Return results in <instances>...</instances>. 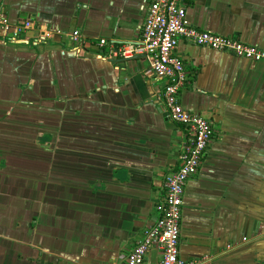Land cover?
<instances>
[{"label":"crops","instance_id":"1","mask_svg":"<svg viewBox=\"0 0 264 264\" xmlns=\"http://www.w3.org/2000/svg\"><path fill=\"white\" fill-rule=\"evenodd\" d=\"M148 1L0 0V19L32 24L0 30V264H123L154 219L184 130L144 57L110 64L95 45L135 43ZM184 9L193 28L264 50V0ZM174 54L180 105L213 130L183 189L178 256L264 264V65L183 40Z\"/></svg>","mask_w":264,"mask_h":264},{"label":"built area","instance_id":"2","mask_svg":"<svg viewBox=\"0 0 264 264\" xmlns=\"http://www.w3.org/2000/svg\"><path fill=\"white\" fill-rule=\"evenodd\" d=\"M187 0H149L135 43H116L97 39L95 45L110 59L130 60L144 57L151 75L164 81L160 92L164 117L184 130V141L177 156L176 168L162 179V192L154 205V219L143 227L139 239L132 245L123 264H146L151 250L157 252L152 264H202L205 258L185 261L178 256V240L182 214L183 189L186 181L197 172L213 130L209 120L184 109L178 95L184 87L186 72L174 54L178 40L234 58L264 65V50L238 40L193 28L185 17ZM30 21L10 26L0 19V30L12 37L31 29ZM41 35L50 32L40 29ZM70 38L78 42V33ZM82 40V39H81Z\"/></svg>","mask_w":264,"mask_h":264},{"label":"water","instance_id":"3","mask_svg":"<svg viewBox=\"0 0 264 264\" xmlns=\"http://www.w3.org/2000/svg\"><path fill=\"white\" fill-rule=\"evenodd\" d=\"M114 42H116V41H114ZM12 43H19V44H24L23 42H20V41H14V42H12ZM116 43H126V42H116ZM101 56H100V58L102 59V60H104V61H107V62H109L110 64H116V63H118V61H128V60H117V59H110V58H108V56L105 54V53H102V51H100V53H99ZM138 58H140V57H134L133 59H138ZM130 60H132V59H130Z\"/></svg>","mask_w":264,"mask_h":264},{"label":"flooded vegetation","instance_id":"4","mask_svg":"<svg viewBox=\"0 0 264 264\" xmlns=\"http://www.w3.org/2000/svg\"><path fill=\"white\" fill-rule=\"evenodd\" d=\"M129 250H130V249H129ZM129 250H128V251H129ZM128 251H127V253H128ZM127 253H126V254H127ZM125 256H126V255H125ZM124 259H125V257H124L123 260H122L123 263H124Z\"/></svg>","mask_w":264,"mask_h":264}]
</instances>
